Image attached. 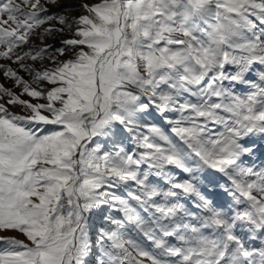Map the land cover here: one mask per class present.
Segmentation results:
<instances>
[{
  "label": "snow or ice",
  "instance_id": "6c2138e0",
  "mask_svg": "<svg viewBox=\"0 0 264 264\" xmlns=\"http://www.w3.org/2000/svg\"><path fill=\"white\" fill-rule=\"evenodd\" d=\"M48 4L0 0V264H89L97 215V264H264V0Z\"/></svg>",
  "mask_w": 264,
  "mask_h": 264
},
{
  "label": "rangeland",
  "instance_id": "374dc122",
  "mask_svg": "<svg viewBox=\"0 0 264 264\" xmlns=\"http://www.w3.org/2000/svg\"><path fill=\"white\" fill-rule=\"evenodd\" d=\"M98 2H99V0H59L58 5L57 4H48L46 6L48 7L50 13H53L56 15H65L69 18H75V17H79L80 15L86 14L83 11V9L79 7V5H81L83 3L94 4V3H98ZM68 5H72L73 7L69 8V7H67ZM63 38H69L67 35V32L63 36H61L60 34H57L54 37L47 38L45 40V43L52 44V45H54V47H60L61 46L60 41ZM39 44H40L39 40L33 38L32 44L31 45H25V48L30 47L32 45H39ZM67 58H68V56L60 57V59H67ZM25 63L28 65L35 66V67H39L41 65V63L48 64V61H47V59H45V61H43V62H40V61L33 62L30 59H26ZM0 64H5L8 66H11L14 69L17 68V65L12 64L10 61H7V60H0ZM48 66L51 67L50 64ZM18 74L20 76H22L25 80L30 81V79H31L26 72H19ZM0 84H3L7 88H11L13 91H15L17 93H19V91H20L18 88H15L13 86V82L10 79L4 78L2 72H0ZM45 87L50 88L52 86L51 85H45ZM246 90L247 89L245 86H238L236 89L238 94H243ZM21 98L22 99H31L27 96H23ZM32 102L33 103H36V102L44 103L46 101L32 100ZM10 111L17 113V114H24L23 110L18 105L10 106ZM48 127H53V126H48ZM256 139H257V144L260 146V150H258L256 156L249 158V162L254 161L255 166L257 168H259L262 166V161H264V151H261V150H264V139H260V138H256ZM178 175L181 179L187 178L186 175L183 173H178ZM217 179L219 180V183L216 182ZM223 184H224L223 177H220V175L218 173H214L212 170H207V172L201 176V182H200L201 191L217 204L223 203L226 199H230L224 193L223 187H221V185H223ZM189 206H191L190 202H189ZM92 223H93V228L90 232V239H91V243L93 244L94 251H93V254L89 257V264H97V260L99 257V251L95 247V242H96L97 230L102 223L100 216L97 215V216L93 217ZM0 235L16 236L18 239L26 240V238L23 235L16 233L14 231H7L4 233H0Z\"/></svg>",
  "mask_w": 264,
  "mask_h": 264
}]
</instances>
